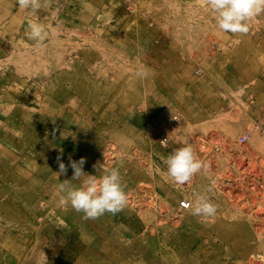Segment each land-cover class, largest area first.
<instances>
[{
    "label": "rangeland",
    "instance_id": "rangeland-1",
    "mask_svg": "<svg viewBox=\"0 0 264 264\" xmlns=\"http://www.w3.org/2000/svg\"><path fill=\"white\" fill-rule=\"evenodd\" d=\"M34 2L0 0V264H264V12L225 33L207 0ZM186 140L207 168L180 186ZM81 157L120 169L121 211L60 204ZM205 191L215 216L179 206Z\"/></svg>",
    "mask_w": 264,
    "mask_h": 264
},
{
    "label": "clouds",
    "instance_id": "clouds-1",
    "mask_svg": "<svg viewBox=\"0 0 264 264\" xmlns=\"http://www.w3.org/2000/svg\"><path fill=\"white\" fill-rule=\"evenodd\" d=\"M18 7L31 9L35 14L37 4L34 0H17ZM207 8L212 12L218 29L225 33L247 32L249 21L264 12V0H207ZM29 37L42 44L49 32L43 23L33 20L29 23ZM85 158L79 161L71 160L70 167L74 170L72 181L86 178L78 186L59 185L63 194L61 205L70 204L77 212H82L85 219H96L106 212L116 214L127 203V193L122 182L118 167L106 168L105 164L94 165L97 174H89L83 170ZM167 174L171 180L180 186L189 184L193 177L207 165L198 157L190 141H184L183 146L175 149L165 160ZM60 173H66L63 162L59 164ZM99 173V174H98ZM215 183V181H213ZM210 191V189H209ZM193 215L211 218L217 212V205L212 202L207 192L195 195L186 205Z\"/></svg>",
    "mask_w": 264,
    "mask_h": 264
},
{
    "label": "built area",
    "instance_id": "built-area-1",
    "mask_svg": "<svg viewBox=\"0 0 264 264\" xmlns=\"http://www.w3.org/2000/svg\"><path fill=\"white\" fill-rule=\"evenodd\" d=\"M245 141V136H241L239 137L238 139V143H243ZM158 142H159V145L161 147H167L168 143H169V140H168V137L165 135V134H162L159 139H158ZM188 200H183L181 201V207L182 208H188L186 205L188 204Z\"/></svg>",
    "mask_w": 264,
    "mask_h": 264
},
{
    "label": "bare ground",
    "instance_id": "bare-ground-1",
    "mask_svg": "<svg viewBox=\"0 0 264 264\" xmlns=\"http://www.w3.org/2000/svg\"><path fill=\"white\" fill-rule=\"evenodd\" d=\"M200 139V138H199ZM169 140V139H168ZM183 200H188V201H190L189 199H187V198H185V199H182L181 201H183ZM181 201L179 202V206L181 207ZM262 207V206H261ZM182 208V207H181ZM257 208V207H256ZM183 209H189V207L188 208H183ZM262 211V208H260V207H258L257 208V210H256V214L257 213H262L261 212Z\"/></svg>",
    "mask_w": 264,
    "mask_h": 264
}]
</instances>
